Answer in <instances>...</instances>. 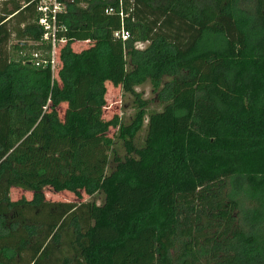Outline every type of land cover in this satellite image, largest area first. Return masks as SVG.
<instances>
[{"label":"trees","instance_id":"trees-1","mask_svg":"<svg viewBox=\"0 0 264 264\" xmlns=\"http://www.w3.org/2000/svg\"><path fill=\"white\" fill-rule=\"evenodd\" d=\"M40 1L0 0V264H264V0H56L55 72ZM108 82L133 97L128 125L102 118ZM145 84L158 112L135 92ZM78 99L84 113L62 122ZM119 186L150 194L115 210Z\"/></svg>","mask_w":264,"mask_h":264},{"label":"rangeland","instance_id":"rangeland-1","mask_svg":"<svg viewBox=\"0 0 264 264\" xmlns=\"http://www.w3.org/2000/svg\"><path fill=\"white\" fill-rule=\"evenodd\" d=\"M63 9V7H62ZM91 44L87 43H76L72 46V50L76 53H79L80 51L90 47ZM145 45L138 46V48H144ZM114 53L117 54L118 58H121L120 60V67L116 71V77L120 78L122 76V71L124 70V60L122 57V54L120 53V48L118 46L114 47ZM59 63V62H58ZM60 68V64H58ZM54 77L57 79V76L54 75ZM87 84V79H83L79 85L80 88L79 90V96L82 90H85ZM106 95H105V107L102 109V118L105 121H108L112 119L113 117L117 116L119 119H121L122 124L128 125L131 121L132 118L135 114V109H133V97L124 94L122 92V88L119 84H114V83H106ZM78 92V91H77ZM135 92L139 93L141 95V98L143 101L148 102L147 104V114L151 112H158L161 109L160 104L158 103L157 95L152 93L151 86L149 84H145L142 87H139L135 89ZM25 102L28 104H31V97H28L25 99ZM31 108L33 110H39L37 106H32ZM71 111H75L79 114L84 113V105L83 101L80 99L76 100V103L73 106H69L67 104H62L59 106L57 109L58 117L62 122H65L69 113ZM147 119V118H146ZM146 119L144 120L143 127L139 131V133L136 135L134 138V144L135 146H140L142 145L145 134H146ZM116 129L111 128L109 130V133L107 134L108 137L114 138ZM99 141V138L94 139V140H87V141H82L77 139L75 144L78 146L80 143H85V144H93ZM114 150L116 155L119 158H123L125 156V150L123 148V145L120 141L115 140L114 144ZM112 159V156H111ZM114 163L111 162L108 168V171H111L114 168ZM119 199L118 203L115 206V210L117 209H125V210H133L136 207V204L138 200L142 196H148L150 193L149 191H142V192H133L127 190L123 186H119ZM43 194L45 197L46 201L50 202H72V203H81V202H91L96 205H101L103 202V195L97 194L92 197H88L85 194H81V197L78 199L76 196L72 193L69 192H54L50 188H44ZM32 197V194L29 192L22 191L20 189H12L10 192V199L12 201L18 200L20 198H25L26 200H30ZM115 237V233L113 229H106V230H101L97 232V239L98 240H111Z\"/></svg>","mask_w":264,"mask_h":264},{"label":"built area","instance_id":"built-area-1","mask_svg":"<svg viewBox=\"0 0 264 264\" xmlns=\"http://www.w3.org/2000/svg\"><path fill=\"white\" fill-rule=\"evenodd\" d=\"M61 9V5L56 0H42L39 2L37 7V11L40 13L38 24L45 32L43 38L45 40H50L52 44L50 64L53 72H55L58 67L59 46L63 44L62 40L60 43H56L55 41L57 14L61 11ZM112 12V9L107 11L108 14H111ZM113 36L114 39L124 42L128 40L129 32L126 29L121 28L118 32H115ZM38 57V54L33 56V59L36 60V66L40 63L38 62Z\"/></svg>","mask_w":264,"mask_h":264}]
</instances>
